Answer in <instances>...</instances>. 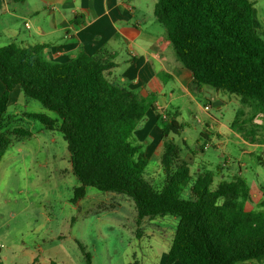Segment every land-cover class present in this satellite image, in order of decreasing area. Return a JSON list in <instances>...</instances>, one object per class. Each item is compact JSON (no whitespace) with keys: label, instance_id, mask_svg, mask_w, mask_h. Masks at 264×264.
<instances>
[{"label":"trees","instance_id":"1","mask_svg":"<svg viewBox=\"0 0 264 264\" xmlns=\"http://www.w3.org/2000/svg\"><path fill=\"white\" fill-rule=\"evenodd\" d=\"M24 3L26 0H9ZM176 47L175 58L192 75L195 85L236 95L243 104L264 114V27L250 0H157L154 8ZM263 34V36L261 35ZM43 46L10 43L0 47V163L13 139L2 130L10 94L25 96L58 115L67 142L71 170L80 182L74 201L87 187L125 194L137 210V225L145 218L170 215L178 219L165 264H247L264 261V203L248 211L252 197L246 180L237 175L211 189L213 174L195 181L173 136L184 125L175 115L165 120L162 182L145 179L147 157L129 143L152 96H138L117 87L108 70L110 60L86 62L47 60ZM47 130L56 121L31 113ZM253 116L251 117V119ZM232 128L239 133L237 120ZM87 264L91 257L80 245Z\"/></svg>","mask_w":264,"mask_h":264},{"label":"rangeland","instance_id":"2","mask_svg":"<svg viewBox=\"0 0 264 264\" xmlns=\"http://www.w3.org/2000/svg\"><path fill=\"white\" fill-rule=\"evenodd\" d=\"M250 1L263 31L264 0ZM149 2L144 0V7ZM27 5L12 3V11L19 17L0 11V47L20 44V38L28 34L25 22L29 19L21 16H25ZM220 95L225 103L219 101L203 111L201 107L210 99L196 93L194 103L181 110L178 120L184 131L173 136L174 143L189 163L193 181L200 174L212 173L210 188L214 189L240 175L256 200L249 207L257 210L264 203L263 114L243 104L236 95ZM27 101L29 110L40 107L59 120L40 102L28 97ZM235 120L241 133L231 127ZM9 132L13 142L0 163V240L3 255L9 258L7 264H87L80 245L89 253L91 264H165L177 218H149L138 227L135 206L94 187H87L85 196L74 201V190L80 182L72 173L63 134L46 130L35 119L17 121ZM203 133L209 139L204 140ZM152 138L157 142L159 137ZM200 142L207 143L208 148ZM145 179L155 186L163 180L161 159L156 154L146 168Z\"/></svg>","mask_w":264,"mask_h":264},{"label":"crops","instance_id":"3","mask_svg":"<svg viewBox=\"0 0 264 264\" xmlns=\"http://www.w3.org/2000/svg\"><path fill=\"white\" fill-rule=\"evenodd\" d=\"M156 2L150 0L144 7V0H26L25 16H21L29 19L25 22L29 32L19 40L21 46H43V56L54 62L72 58L91 62L95 57L110 60L115 67L108 70L109 78L117 87L138 96H152L154 106L147 110L129 138L130 144L144 154L149 163L155 154L161 158L164 151L165 120L175 115L179 119L182 108L196 100V93L210 99L209 104L201 107L203 111L210 110L219 101H227L221 98L219 91L195 85L191 73L176 60L175 44L154 14ZM12 3L0 0V11L19 17L17 11H12ZM4 91L5 86L0 81V96ZM35 109L29 110L27 96L20 88H15L10 94L2 130L10 133L17 121L33 119L29 116L31 113L48 115L40 107ZM55 121V129L50 131L59 130L60 122ZM253 122H258V118ZM152 135L159 137L157 142ZM203 135L204 140L209 139L207 134ZM110 193L112 197L124 198L130 207L135 206L131 198ZM256 198L261 200V197ZM254 201L252 198V203ZM252 203L246 205L248 211L253 210L249 207ZM0 245V264H7L9 258L6 253L3 255L2 240Z\"/></svg>","mask_w":264,"mask_h":264},{"label":"built area","instance_id":"4","mask_svg":"<svg viewBox=\"0 0 264 264\" xmlns=\"http://www.w3.org/2000/svg\"><path fill=\"white\" fill-rule=\"evenodd\" d=\"M206 108V110H208L209 109V107L207 106V107H205ZM208 148V144L206 143L205 145H204V149H207ZM1 245H0V249H1Z\"/></svg>","mask_w":264,"mask_h":264}]
</instances>
